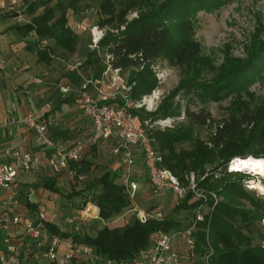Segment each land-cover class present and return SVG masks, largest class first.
<instances>
[{
	"label": "trees",
	"instance_id": "obj_1",
	"mask_svg": "<svg viewBox=\"0 0 264 264\" xmlns=\"http://www.w3.org/2000/svg\"><path fill=\"white\" fill-rule=\"evenodd\" d=\"M81 1L35 0L23 4V13L31 16V20L28 24L13 26L18 37L26 40L32 33H36L40 39L50 40L49 47L44 49H38L37 42H28L27 49L36 52L38 62L51 65L53 60L50 54H59L62 57L76 54L80 35L86 33L76 31L75 26L78 23L75 26L69 24L67 13L69 9L78 10ZM120 1L125 2V8L118 14L115 0L101 1L99 26L112 25L118 21L120 27L126 23L127 11L135 7L138 1L148 5L151 3L150 0ZM224 1L226 0H165L159 7L151 8L149 12L127 23L125 29L117 35H105L100 48H106L107 53L113 55L112 65L115 68L120 69L122 73L142 69L135 81L131 79L134 84L131 96L134 100H142L156 87L157 81L152 68L163 55L175 54L182 57L190 47H193L190 53L196 55L198 46L194 45L190 38V33L193 32L191 17L200 9L212 10ZM40 8H43V11L37 16ZM8 15L15 17V14ZM176 35L183 36L182 42H175ZM90 41L89 39L86 44L84 67H90L93 74L99 75L104 69L100 64L102 58L98 51L92 52L89 49ZM262 71L264 42L256 39L247 59L232 61L220 78L211 83H199L194 77L182 80L169 101L162 104L157 112L132 110L143 122H154L159 118H180L185 114V125L148 132L153 148L161 159V168L171 171L184 183L187 172L194 170L199 188L224 197V201L220 202L211 214L205 215L207 220L200 224L196 233L197 256L202 258L211 254L210 264H264V248L261 245H253L255 237L252 233V226L259 219L264 220V198L257 197L254 191L243 186L244 181L250 179L249 175L227 171L229 164L235 159L264 158V104H252L254 96L248 92L251 83L264 79ZM181 93L187 97L193 96L194 100L200 103L234 95L237 104L228 119L216 123L204 109L192 112L188 103L185 112H182L179 103L173 105L170 100L173 101L175 96ZM73 102V99L56 100L51 113H56L64 105ZM194 125L207 127L212 131L209 139L211 148L194 136ZM186 143H190L193 148L178 150L179 146ZM135 157L136 160L143 159L140 151H136ZM207 164L212 167L205 171ZM142 167L145 171L144 181L148 183L144 162ZM218 174L223 176L218 177ZM118 178V172L109 169L99 178L86 183L75 195L69 196L71 200L76 196H83L86 200L82 207L92 204L99 209L100 219L96 222L103 223L104 226L97 230L95 236L83 232L82 228L79 233L70 234L52 222L45 224L51 235L73 239L77 245L90 246L98 257L95 264H105L110 260L118 263L137 262L153 247L160 231L172 232L187 226L202 204V201L193 200L190 193L185 199H177L171 212L164 215L163 220L151 219L141 223L136 215L128 224L118 227L114 222L134 208L127 187L123 182L117 183ZM44 188L59 193L53 179H47ZM243 200L250 203L252 210L240 207L243 206ZM28 206L33 211L37 208L29 202ZM79 261L80 264L86 263L74 258L69 264H78ZM51 263L58 264L57 259Z\"/></svg>",
	"mask_w": 264,
	"mask_h": 264
},
{
	"label": "rangeland",
	"instance_id": "obj_2",
	"mask_svg": "<svg viewBox=\"0 0 264 264\" xmlns=\"http://www.w3.org/2000/svg\"><path fill=\"white\" fill-rule=\"evenodd\" d=\"M35 0H20L18 9L23 13V4L26 2H33ZM102 0H82L79 3L78 10L69 9L68 18L69 24L75 26L76 23H84L87 26H99L98 22L100 19L99 6ZM117 2V14L121 9L125 8V2L120 0H115ZM124 2V3H123ZM150 5L145 2L140 3L138 1L135 7L127 11L125 15L126 23L118 26L119 22L115 21L112 25H105L100 27L104 30L106 35L113 34L117 35L119 32L125 29L127 23L131 22L140 17L141 14L149 12L151 8H156L162 5L165 0H150ZM43 8H40L37 12V16L41 14ZM0 12L4 14H9L7 11ZM24 14V13H23ZM59 15V13L57 14ZM11 23H16L15 17L11 18ZM24 19L28 22L31 20V16L24 14ZM192 30L190 33L191 42L198 46V51L196 55L191 54L193 47H190L187 53H184L182 57H178L175 54L163 55L159 61L152 68L153 76L157 81V85L154 90L143 98H153L157 99L155 107L152 109L151 105L148 111L144 108L145 112L155 113L159 110L160 106L166 101H169L172 94L177 90L182 80L195 78L199 83H211L214 80L221 77V74L225 71L226 67L230 65L232 61H243L246 60L249 54V50L254 45L256 39L264 42V0H226L219 7L213 8L212 10L200 9L197 13L191 17ZM261 34L259 35V33ZM90 36L88 34L80 35V40L78 43V51L74 55H68L67 57H62L57 55L60 60H53L51 65H46L44 63L38 62V57L36 52H26V60L31 59L30 63L36 61L37 64L34 65L35 78H40L43 83L41 85L34 84V78L31 80L32 84L40 87L38 91H41L39 96L43 94H56L59 92V86L63 85L68 80V75L65 70V63L74 62L77 59L85 61L86 54V44L89 43ZM182 35L175 36V42L178 44L183 40ZM35 37L33 33L26 39L28 42H34ZM107 54L106 48L100 49V57L102 61L100 64L104 67V58ZM31 63V64H32ZM23 64V63H22ZM35 64V63H34ZM21 67V66H20ZM142 69H132L124 73L126 80L131 83V79L136 80L139 72ZM84 75L86 77L93 74V70L90 67H85L83 69ZM264 76V71L261 73ZM74 76V75H73ZM76 77L82 80L78 75ZM67 83V82H66ZM72 86H77L76 83L71 82ZM248 92L253 94V103L256 106L264 104V79H257L248 87ZM60 95V93H58ZM142 98V99H143ZM189 99L191 101H189ZM234 95L229 97H224L220 100H209L204 103H200L193 96L187 97L185 94L181 93L175 96V98L170 100L173 105L178 103L182 107V112L189 103V109L192 112H198L204 109L216 123H222L224 120L228 119L236 108L237 102H235ZM44 100V99H43ZM55 100V99H54ZM57 100V99H56ZM54 102V101H53ZM151 104V102L149 103ZM182 117L177 118H166V119H156L154 122L147 120V129L151 130H164V129H174L181 125L187 124V120ZM171 120L173 123L171 126L174 127H163V120ZM152 124V127H151ZM86 128L82 132L78 133L75 138H73L68 145L75 143L79 139H83L92 144V149L89 153L84 155L83 160L78 164L84 165L82 170L75 174L74 177H66V179L60 183L59 193L47 192L44 205L47 208V217L51 222L59 226L63 231L68 230L67 221L71 219H76L85 212L87 205L82 207L84 200L83 196H76L71 200L70 195H75L79 190L83 189L86 183L92 181L95 178L102 176L107 170L114 169L118 172L119 178L117 183H122V172H123V160L120 156H117L113 151L117 145L115 138L105 142L100 138L94 137L91 134L92 128L89 121L85 122ZM166 127V128H165ZM193 133L196 138L203 140L210 148L212 147L209 143V139L212 135V131L209 128L194 125ZM91 140V141H90ZM90 141V142H89ZM92 142V143H91ZM73 143V144H74ZM190 143L183 144L178 147L179 149H192ZM93 154V155H92ZM143 159H137L135 165L132 167V178L138 182L140 185V190L134 201V208L131 211L126 212L120 222L116 225L118 227H123L132 221L133 217L137 215V210H143L149 214L161 213L164 215L171 212L177 198L171 193L163 194H153L149 184L144 181L145 171L142 167ZM211 165H205V171L211 169ZM229 172V167L227 168ZM187 172V171H186ZM189 172H194V170H189ZM187 172V173H189ZM195 173V172H194ZM243 173L250 176V179L244 181L243 186L247 189L248 186L253 185L254 182L261 181L264 185V178L255 174H250L247 171ZM196 175V173H195ZM223 176V174H218V177ZM248 181H252L248 183ZM254 191L257 197L264 198V192L260 190H250ZM50 194V195H49ZM51 198H48V197ZM221 202L224 201V197L221 195ZM243 206L246 209H251L252 206L246 200L242 201ZM165 217V216H164ZM97 220H85L81 227L83 232L90 234L92 236L96 235L99 228L104 226L103 223H97ZM263 219H259L254 226H252L254 241L253 245H261L264 248V225ZM176 244L179 247H184L179 250L181 256V261L183 264H189L188 261V246L186 241L178 238ZM65 244H62L59 248L57 263L64 264L63 253L65 250ZM187 248V249H186ZM38 259L36 262L40 264H52L48 261L41 251H37ZM41 252V254L39 253ZM42 257V258H41ZM39 264V263H38ZM80 264V261L78 262ZM192 264H204V261L200 257H195Z\"/></svg>",
	"mask_w": 264,
	"mask_h": 264
},
{
	"label": "built area",
	"instance_id": "obj_3",
	"mask_svg": "<svg viewBox=\"0 0 264 264\" xmlns=\"http://www.w3.org/2000/svg\"><path fill=\"white\" fill-rule=\"evenodd\" d=\"M19 4L20 0H0V10L15 14L17 24H28L30 21L24 19V14L18 9ZM75 29L77 32L88 34L91 40L89 49L92 52L98 51V54H100V43L106 32L104 33V30L100 29L99 26H87L84 23L76 24ZM33 35L35 37L34 42L38 44V49L49 47L50 40L40 39L36 33H33ZM50 56L52 60L61 61L55 54H50ZM104 60V69L101 74H92L88 77L83 72L85 61L77 59L74 62H66V73L78 75L82 80L81 84L76 87L72 85L59 86V93L64 98L75 97V105L91 124V134L93 135L91 140L94 137L105 142L112 138L116 139L117 145L113 152L123 160L122 179L133 202L140 190L139 184L132 178L131 172L136 162V151L142 153L148 175V184L153 194L167 192L173 194L177 199H185L191 193L193 200L202 201V204L196 210V215L190 218L187 226L172 232L160 231L153 247L137 262L133 263L183 264L179 250L184 247H179L176 244V240L180 238L187 243L188 261L189 264H192V261L197 257L196 233L200 224L207 220L205 215L211 214L221 202V196L215 192H206L199 188L194 172L185 175L184 183L174 173L159 166L161 159L153 148L152 139L147 129L148 122H143L138 115L132 112V110L144 108L151 111L149 105L153 109L157 104V99L151 97L139 101L134 100L131 96L134 84H130L124 77V73L112 65L113 55L105 54ZM4 64L3 61H0V66ZM42 83L43 81L40 78H34V84L41 85ZM150 102L151 104H149ZM45 106L47 110L52 108L50 103ZM17 109V105L12 104L10 113L16 112ZM44 117L45 113L43 112L31 111L24 117L23 122L28 130H35L37 142L53 149L54 154L42 160L30 152L10 151L7 153L8 156L15 158L16 162L0 163V188L9 190L13 195L16 194L17 180L21 173L30 174L48 169L53 175H61L66 172L69 177H74L75 173L71 170L70 164L80 162L86 153L87 146L92 145L83 139H79L71 147L55 143L48 135V126ZM161 123H163V127H174L171 126L173 122L170 119L163 120ZM232 162L228 166L229 172H233L231 171ZM251 182L248 181V183ZM253 186L249 185L248 188L254 190ZM7 203L16 205L17 201L10 199ZM92 207L96 208V212L92 210ZM46 213V208L41 207L38 210L37 222L23 219L21 216H9L7 214L0 216V232L5 233L3 242L7 247L6 256L0 257V264H34V262L24 263L21 260L18 246L12 242L9 234L11 226H22L27 238L50 262L57 259L59 248L62 244H65L63 257L66 264L71 263L74 258L85 261V264H95L98 257L90 246L77 245L73 239H64L48 232L45 225L48 222ZM121 218L116 221H120ZM137 218L141 223H146L151 219L163 220L164 216L158 212L149 214L143 210H137ZM99 219V209L92 204H88L81 216L67 221L69 227L67 232L70 234L79 233L85 220ZM262 222L264 225V220ZM206 231L208 234L209 228ZM210 257L211 254L202 257L204 264H210ZM105 264L132 263H118L110 260L106 261Z\"/></svg>",
	"mask_w": 264,
	"mask_h": 264
},
{
	"label": "crops",
	"instance_id": "obj_4",
	"mask_svg": "<svg viewBox=\"0 0 264 264\" xmlns=\"http://www.w3.org/2000/svg\"><path fill=\"white\" fill-rule=\"evenodd\" d=\"M12 17L8 14L0 12V61L5 64L0 66V163H14L16 159L8 156L10 151L30 152L40 159H46L54 154V150L47 148L37 142V134L35 130H28L23 122L24 117L31 111L45 113V121L48 126V135L57 144L71 147L70 141L86 128L85 122L89 121L83 116L81 111L75 105V97L67 98L56 94H43L39 96L40 87L32 84V79L37 76L35 74L34 61L26 60L27 41L20 39L18 34L13 30L15 23H11ZM26 56V57H25ZM23 63V64H22ZM35 63V64H34ZM21 66V67H20ZM63 85H71V82L76 85L81 84L76 75H68ZM44 99V100H43ZM55 99V100H54ZM60 100H74L69 105H64L60 111L51 113L54 107V102ZM50 103L52 108L46 109V104ZM12 104L17 105V111L10 113ZM93 146L88 145L86 154L89 153ZM93 155V154H92ZM83 160V159H82ZM72 162L71 170L76 174L80 172L84 165ZM67 173L61 175H53L48 169H43L30 174L21 173L17 180V191L13 195L9 190L0 188V216H21L23 219L37 222L38 210L45 207L44 199L47 192H51L44 188V183L47 179H53L56 182V187L59 190L60 183L63 182ZM140 187V185H139ZM60 194V191H59ZM50 195V194H49ZM48 198H51L50 196ZM17 201V204H8V200ZM28 202L37 206L36 210H32L28 206ZM47 210V208H46ZM79 217V216H78ZM48 222L51 220L47 217ZM120 221H115L114 225ZM67 231V230H64ZM9 234L12 242L18 246V252L21 260L26 262H36L38 259V250L32 244V241L27 238L22 226H11ZM5 237L4 232H0V257L6 256V244L3 242ZM65 246V245H64ZM41 254V252H39ZM42 258V257H41Z\"/></svg>",
	"mask_w": 264,
	"mask_h": 264
},
{
	"label": "bare ground",
	"instance_id": "obj_5",
	"mask_svg": "<svg viewBox=\"0 0 264 264\" xmlns=\"http://www.w3.org/2000/svg\"><path fill=\"white\" fill-rule=\"evenodd\" d=\"M231 171L235 173L247 171L264 178V158L256 159L249 157L247 159H235L231 164ZM253 185V189L264 192V185L261 181L254 182ZM92 210L96 212V208L92 207Z\"/></svg>",
	"mask_w": 264,
	"mask_h": 264
},
{
	"label": "water",
	"instance_id": "obj_6",
	"mask_svg": "<svg viewBox=\"0 0 264 264\" xmlns=\"http://www.w3.org/2000/svg\"><path fill=\"white\" fill-rule=\"evenodd\" d=\"M249 158V157H248Z\"/></svg>",
	"mask_w": 264,
	"mask_h": 264
}]
</instances>
